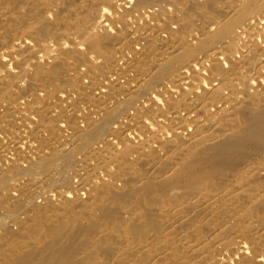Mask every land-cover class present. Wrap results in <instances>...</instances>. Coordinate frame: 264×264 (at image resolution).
I'll return each mask as SVG.
<instances>
[{"label":"bare ground","instance_id":"6f19581e","mask_svg":"<svg viewBox=\"0 0 264 264\" xmlns=\"http://www.w3.org/2000/svg\"><path fill=\"white\" fill-rule=\"evenodd\" d=\"M0 264H264V0H0Z\"/></svg>","mask_w":264,"mask_h":264}]
</instances>
